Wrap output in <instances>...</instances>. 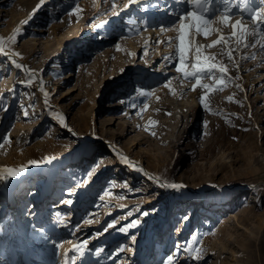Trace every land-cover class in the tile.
Masks as SVG:
<instances>
[{"label":"rangeland","instance_id":"1","mask_svg":"<svg viewBox=\"0 0 264 264\" xmlns=\"http://www.w3.org/2000/svg\"><path fill=\"white\" fill-rule=\"evenodd\" d=\"M0 49V264H264V0H0Z\"/></svg>","mask_w":264,"mask_h":264},{"label":"bare ground","instance_id":"2","mask_svg":"<svg viewBox=\"0 0 264 264\" xmlns=\"http://www.w3.org/2000/svg\"><path fill=\"white\" fill-rule=\"evenodd\" d=\"M146 35H147V37L145 39H143V42L145 43V46H148L150 44V42H153L154 41V40L151 41L152 38L154 37V35H155V38L157 37V31L155 29L150 30L148 28L146 30ZM82 42H83L82 40H79V43H82ZM131 48H132V50H134L135 45L131 44ZM0 53L1 54H5V55H9V56H12V57L14 56V57L17 58V56L14 53H12L11 51H7L5 49H0ZM94 138H95V140H101L104 144H107L109 146H112V144H114V141L113 140L108 139L104 135H97V136H94ZM85 145H87V142L86 141H81L79 147L82 149V148H84ZM119 153L121 154V157L122 158H126V159L129 158V157L126 156V154L124 152L119 151ZM57 165H58L57 162H52L51 164L46 165V166L51 167L49 173L46 175V181L50 178V175L53 174V171L55 170V168L57 167ZM141 169H142L143 172H148L145 168H142L141 167ZM71 170H72V173L75 174V175L78 174V172H79V169H77L75 165L72 166ZM39 181L41 182L42 181V178H40ZM55 191L56 190H52V193H53L52 196H55L56 195ZM192 191L197 192L198 190L197 189H192ZM33 195H34V190H32L30 192V196L28 198L31 199ZM222 248H224V247H219L218 249L220 250ZM230 255H231V257L227 261H224L222 264H250V261H249L248 258H242V257H238L237 255H233V253L231 251H230ZM216 264H218V263H216Z\"/></svg>","mask_w":264,"mask_h":264}]
</instances>
